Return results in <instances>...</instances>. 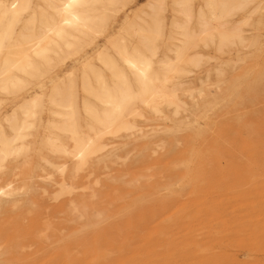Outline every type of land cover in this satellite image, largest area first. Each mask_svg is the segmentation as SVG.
<instances>
[{
	"label": "rangeland",
	"instance_id": "rangeland-1",
	"mask_svg": "<svg viewBox=\"0 0 264 264\" xmlns=\"http://www.w3.org/2000/svg\"><path fill=\"white\" fill-rule=\"evenodd\" d=\"M258 1L250 7L252 12L248 19L242 20L240 13L232 20L234 23L231 21L230 26H241V34L245 36L242 44L222 50L215 49L214 45L197 47L191 54L198 61L196 67L183 66L182 74L171 80V87L176 85L178 111L164 104L158 106V114L138 108L131 137L111 138L110 141L106 138L104 143L110 147L105 146L98 155L99 165L92 166L93 162H90L82 167L83 171L77 172V176L85 175L87 181L81 180L83 189L73 190L70 196H60L56 183L60 175L65 177L70 173L71 162L54 156L44 146L48 135L57 138L62 145L70 144L67 137L57 135L49 128L55 118L49 112V95L60 80L72 74L79 95L78 117L80 124L85 126L88 121L80 109L82 102L86 99L91 106L99 107L82 95L80 76L87 70L85 63L103 72L97 55L110 50L108 39L103 36L96 40V46H84L77 52L62 55L61 63L52 67L49 74H43L42 79L26 81L22 77L21 94L19 92L15 97L0 95V111L7 116L17 113L22 118L20 107L36 96L39 107L45 108L44 113L37 110L20 154L7 158L0 173V187L4 191L7 188L3 186L8 180L19 187L25 182L23 191L20 187L18 193L33 201L28 199L27 203L23 199L24 202L9 209L14 213L23 211L31 217L38 215L41 220L37 219L36 227L39 230L26 232L28 227L22 228L24 225L19 219L18 222L13 216L7 219L4 225H8L3 226L1 235L4 234L0 236V264H13V261L14 264H264V84H261L264 83V0ZM149 3L152 1L125 0L123 12L115 14L108 22L109 41L122 37L134 46L135 39L124 30L126 20L138 25L144 24L142 20L148 22L145 14ZM202 4L203 0L193 2V23ZM171 8V0H167L165 11L160 15L165 35L158 49V58L162 59L172 56L166 46L171 43L170 36L173 37L172 23L180 21ZM247 123L248 127L244 126ZM246 128H250L251 134L245 131ZM198 131H203L195 144L200 156L190 162L187 159L189 142ZM6 134L10 135L9 130ZM213 137H218L217 143L212 141ZM168 150L174 151L172 155L176 160L168 158ZM181 159H184L183 163ZM185 164L192 166L193 175L183 176ZM24 172L31 174L27 176ZM69 198L72 203L67 201ZM28 216L25 218L30 220ZM16 244L27 247L24 252L11 249ZM8 247H11L10 256L2 254Z\"/></svg>",
	"mask_w": 264,
	"mask_h": 264
},
{
	"label": "bare ground",
	"instance_id": "bare-ground-1",
	"mask_svg": "<svg viewBox=\"0 0 264 264\" xmlns=\"http://www.w3.org/2000/svg\"><path fill=\"white\" fill-rule=\"evenodd\" d=\"M151 1L152 3L148 4V12L147 14H145L146 17L148 18V22L142 20L144 24L138 25L133 22H128V20L130 19L126 20L124 30L128 31L133 36L136 42L134 46H130L129 44H127L124 38L120 36H119L120 38H116V39L114 38L109 41L110 35L107 34L109 27L108 25L109 20H111V18H113L115 14L118 13L120 14V12H123L125 0H0V95L12 96V97L17 96V94L21 91V89L24 86V81L22 77L26 78L25 79L26 81H28L27 79H31V80L39 79L42 77L43 74H46L49 72L50 69H53L52 67H55L56 65L61 63L62 55L64 56V54H67L70 51L77 52L79 48L84 46L95 45L96 40L103 36H105V38L108 39L107 43L109 44L110 50L108 52H100L97 55V60L103 72H99V69L96 70V68L94 69L93 66H92L93 68L90 67L89 66L90 63H88V65L85 63V65L87 66V68L85 69L87 70L86 71L82 70L83 73L82 76H80L81 78L80 91L82 95L86 98L92 99V101L96 102L99 107L96 109L93 105L91 106L88 102H85L86 99L82 102V104L80 105V109L82 110L81 112L84 113L88 121V123L85 126H82L79 121V117H78L79 95L77 96V86L76 83L74 82L73 77L71 76L72 74L66 77L65 79L60 77L63 80H60L58 86H54L52 88L51 93L49 95V105H50L49 112L55 116L54 118L55 120L54 119L52 120L53 121L52 124L51 125L48 124L49 128L50 130L54 131L57 135L67 137L70 142L69 146H66L65 144L62 145L57 138L51 137L49 135L46 137V140L44 142L45 148L50 153H52L54 156L58 158L68 160V162L70 161L72 164L71 167L72 171L70 168V173L65 177L63 176L61 177L60 175V180H58L59 182L56 183L59 185L58 194L60 196L61 195L70 196L73 190L84 187L83 186L84 184L82 183L81 180L85 179L86 177L85 175L77 176V172L85 168L84 166H87L86 165L87 163L90 164V162H93L92 166H94V164L97 165V163L100 160V157H98V155L102 153V150L104 149L105 146L110 147L109 145H106L104 143V140L106 138L108 139V141H110L109 139L111 138L115 139L120 137L121 138L131 137L130 135L132 134L133 130H135L134 119L136 116H138L137 113L138 108L140 107L147 108L150 109L152 113L158 114L159 113L158 106L164 104L165 106L174 107V109L178 111V105H176L178 103L177 101L178 99L176 96V91L174 89L175 88L174 86L176 85L172 86L173 87L172 88L171 85L173 83L171 80H173L176 77H179L182 74L183 66L190 65L196 67L198 61L194 60L191 54L192 53L194 54L195 52L194 49H196L197 47L198 48L199 46L208 47L209 45H214L216 47L215 49L222 50L223 48H226L230 45L242 44L244 42L245 36L243 37L241 34L242 29L239 28L241 26H239L240 25L239 24L238 27L236 26V28L232 27V25L230 26L231 21L234 19L236 15L240 13L242 15L241 16L242 20L248 19V17H250L249 16L250 13L252 12L251 6L257 0H203L202 8L198 6L201 9L198 10L199 12L197 13V17L195 18L194 23L192 22V18L194 16L192 15L194 0H171L172 8L170 10L179 15L180 21L176 20L172 23L171 27L173 31V37L171 38L170 36L171 43L169 44V46H166L167 51L171 53L172 56L170 57L165 56L164 59L158 58V49H159V43H163V39L165 38L163 24L160 15H162L163 14L162 12L165 11L167 0H151ZM232 22L234 23V21ZM186 70L187 69H185V71ZM58 80L59 79H57V81ZM251 80L254 81V79ZM257 80H259V78ZM261 84L264 83L262 82ZM253 94L251 95L252 96L256 95ZM35 98L36 99L27 101L21 107L19 106L21 117L23 116L22 118H20L17 113H16L17 115L13 113L11 115L8 114L9 116H7L0 111V173L1 171H3L2 168L3 167L5 168L4 162L6 161V159L9 157L18 156L20 154V151L23 149V139L27 136V131L35 122L36 116L38 114L37 110H40L41 113L42 112L44 113L43 109L45 108L42 107L40 108L39 107L40 101L37 99V96ZM38 107L40 109H38ZM140 110L141 109H139V111ZM245 125H247L248 127V123L244 124V126ZM250 128H252V126H250ZM249 129L246 128L245 131H248ZM6 130H9L10 135L6 134ZM203 130L205 131V129ZM202 132L203 131H201V133ZM249 132H251V130L248 131L247 133ZM254 132L256 133V131ZM201 133L199 131L195 132V134H193L194 135L193 140L189 142V147H188L189 152L187 159L190 162L199 159L200 154L195 149V144L197 142L196 140L199 139ZM201 137L203 136L201 135ZM212 141L217 143L218 137H213ZM172 153H174V151L168 150L166 155L168 156V158H172L176 160L175 156H173ZM226 155L229 156V154ZM92 157H94V161H91L93 159ZM112 157H109L110 160ZM230 157L233 158L234 156L233 157L230 156ZM103 159L107 161L106 158L103 157ZM182 160L184 159H181L180 162H182ZM103 163H105V161H103ZM61 167H63V165ZM191 167L192 166H189L187 164L184 165L183 176L193 175L192 173L194 172V169L192 172ZM63 170L64 169H62V171ZM113 172L115 173V171ZM24 174L28 176L31 173L24 172ZM108 175L106 176L108 177ZM93 180H96V178L94 177ZM8 181H6L7 184L3 186L4 188L5 187L7 188L6 191H4L2 187H0V236L4 234L3 232V234L1 235V231L3 229V226L6 225V224L4 225L5 221L9 219L11 216H13L14 219L16 220L19 219L20 221L19 223L25 226V227L22 226V228L28 227L29 229L27 228L26 232L28 230L31 233L35 229H38V227L36 226L38 225L37 222H39L37 221L39 216L33 215L34 217L33 216L31 217L28 216L29 214L24 215L23 211H18L17 213H14V211L11 212L9 209V207H14V208L17 207V203H19L20 201L24 202L23 199H26L25 201H28L29 198H24L22 195L18 193V191H20V187H22L25 182L22 183L19 187V186H13L12 184L13 181L10 182ZM86 184L87 183H85V185ZM34 185L35 184H33V186ZM23 187H22V191L24 189ZM38 190H40V188ZM98 195H100V193ZM90 196L92 197V195ZM71 198L66 200L68 202H71V200L73 199ZM29 200L32 199L30 198ZM27 203H29V201ZM25 216H28L31 219L28 220L25 218ZM152 216L154 217V215ZM153 217L151 219H154ZM16 222H18V220ZM85 227L86 226H84V228ZM12 228L14 229V226ZM109 228L111 230V227ZM77 230H79V228ZM138 230L141 232V229L138 228ZM125 232L129 234L127 230H125ZM9 237L11 239V235ZM129 237L131 238V236ZM25 246H26L25 244H16L15 247L11 246L12 248L11 247L10 248L15 249L16 251L20 250L24 252L23 250H25V248L27 247ZM10 248L9 247L6 248L2 254L7 253V255H9L8 251H10ZM19 256L18 259L20 258ZM22 259H24V256ZM14 263L15 262L13 261V264Z\"/></svg>",
	"mask_w": 264,
	"mask_h": 264
}]
</instances>
